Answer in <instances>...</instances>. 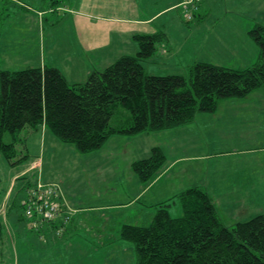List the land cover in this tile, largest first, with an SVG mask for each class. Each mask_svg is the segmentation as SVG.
Masks as SVG:
<instances>
[{"label": "rangeland", "instance_id": "1", "mask_svg": "<svg viewBox=\"0 0 264 264\" xmlns=\"http://www.w3.org/2000/svg\"><path fill=\"white\" fill-rule=\"evenodd\" d=\"M55 1L58 0H0V71L56 67L69 78L73 76V79L76 77L78 81H84L93 70L103 71L120 56L136 55L139 46L133 38L135 34H152L160 31H164L166 37L157 44L155 55L143 62L149 74L158 76L178 74L188 77L190 67L197 62L245 69L254 65L258 58V45L249 37L248 32L255 23H264V0H242L239 7L240 0H224L228 6L221 5V0H212L213 14L200 20L195 12L187 11L184 3V6L175 12L157 17L153 24L136 27L138 33L120 38L114 37V33H109L111 26L108 27L109 31H105V23L99 20L93 31V43H88L90 31L85 28V24H81L85 16L74 10L75 0H59L60 9L54 7ZM140 1L138 0L139 4ZM175 2L142 0V5L150 17ZM208 3L210 0L196 1V11L200 8L202 12L209 7ZM52 6L54 11H51ZM138 9L132 0H119L117 4L111 6V10L104 11L107 10L106 14L109 15L113 11L120 18H127L137 16L134 11L138 12ZM220 14L224 16L219 21L217 19ZM173 15L180 16V21H176V17L172 18ZM103 41L106 47L100 51H93L97 47L89 46L91 44L100 46ZM250 97L252 103L249 104L247 102ZM239 105L241 109L236 107V110L248 118L254 134L258 133L260 137L257 139L253 132L252 135L248 133L251 137H242L240 133H234L225 141H233L237 146H250L251 143H256L264 147V88L244 98ZM122 113L126 115V112L119 108L118 116L121 118ZM205 117L202 115L196 117L195 122L188 126L198 130L197 132L189 130L186 133L192 146H198V134H205L203 123ZM220 125L219 123L217 127L211 129L213 138L226 133ZM216 130L218 135L214 132ZM179 131L172 130L167 134L143 133L135 137L121 138L120 146L125 147H119V153L99 159L94 153L77 154L72 145L62 143L56 137V142L51 144L49 139L44 140L41 129L23 130L17 145V157L8 161L0 154V203L5 198L14 176L33 160L43 156L45 150L44 179L50 182L51 179L56 180L54 183L60 190L64 186L59 181H65L74 205L86 208L87 213L77 215L67 213L65 218L69 216V219L62 233L47 230L43 232L41 230L43 226L34 228L24 217L20 202L27 195L26 179L33 181L37 177H32V173H29L26 177L14 179L13 185L16 187L12 200L17 195L18 201L17 207L8 214V223L3 226L0 238V264H136L135 245L121 238L122 227L126 224L145 225L148 217L151 223L156 213H129L136 211L137 206L126 207L121 203L125 202L124 200L118 197L112 199L110 190L115 189L129 195L132 188L128 170L130 168L134 173L132 163L150 156L151 153L147 149L148 139L163 143V150L167 156L164 168L149 183L160 180L169 165L174 166L180 161L194 159L192 156H197L195 151H189L183 145L176 146ZM130 138H138L134 141L135 146L126 142V139L130 141ZM4 141L12 142L9 133L4 135ZM128 150L130 153H127ZM20 158L21 161L17 162ZM228 159L230 163L226 165L227 177L223 176L225 165H221L218 168L222 177H210L212 181H206L201 176L193 177L195 175L193 170L183 168L178 170L175 167L174 172H169L174 179L163 177L164 180L158 185L165 192L161 196L162 201L193 186L210 184V197L217 209L221 210L219 215L224 226L231 227L238 222H246L264 214V152L243 154L235 160ZM102 162L105 164L100 167ZM194 163L202 164L200 161L191 162ZM95 164L99 165L96 166L99 169L94 170L89 166ZM240 166L248 167V172L252 171L251 177L256 179L248 187H245V181L237 178L236 169ZM149 194L150 192L148 198ZM2 203L0 221L7 218ZM111 204L119 213H112L114 210L108 207ZM170 214L174 218L182 216L180 202L172 204ZM21 216L24 217L23 220L19 219Z\"/></svg>", "mask_w": 264, "mask_h": 264}, {"label": "trees", "instance_id": "2", "mask_svg": "<svg viewBox=\"0 0 264 264\" xmlns=\"http://www.w3.org/2000/svg\"><path fill=\"white\" fill-rule=\"evenodd\" d=\"M58 4L55 1L53 6L59 7ZM248 33L258 45L259 54L256 63L245 69L197 62L190 67L188 77L149 74L143 62L155 55L157 44L166 37L160 31L135 34L133 38L139 46L136 55H123L103 71H92L82 82L68 81L56 67L1 70L0 154L8 161L16 158L20 136L27 128L46 129L79 154H92L112 137L171 131L191 125L200 115L211 120L214 117L208 129L219 123L223 131L227 128L222 134L225 138L234 133L247 137L232 105L264 88V24L255 23ZM119 108L126 112L122 118L118 116ZM214 132L218 135V130ZM6 133L12 142L4 141ZM218 137L211 135L213 142ZM255 144H251L253 148ZM150 153L131 166L146 184L167 162L161 146H152ZM36 177L33 181L26 179V194L37 189L39 182L44 183L40 176ZM177 201L183 214L174 218L170 207ZM22 202L20 206L29 224L34 228L44 226V222L38 224L25 215L26 205ZM154 207L156 214L150 224H126L121 230V238L135 245L136 264H264V214L226 227L201 186L186 189ZM3 226L2 220L0 238ZM58 232L62 233V227Z\"/></svg>", "mask_w": 264, "mask_h": 264}, {"label": "crops", "instance_id": "3", "mask_svg": "<svg viewBox=\"0 0 264 264\" xmlns=\"http://www.w3.org/2000/svg\"><path fill=\"white\" fill-rule=\"evenodd\" d=\"M175 1L176 2L174 4L165 6L162 10L155 12V14H153L150 17L147 16L148 14L146 13L144 6L142 5V0L140 1V4L138 3V0H132V2H135V5L139 7L138 12L134 11L137 15L135 17L120 18L113 11H112L111 15L106 14L107 10L104 11V9L111 10V6L114 4H117L119 2V0H75L74 4H75L76 8L74 10L77 11L78 13H81L83 16H85V19L82 21L81 24H85L86 25L85 28L90 31V37H89L88 43H93L94 42L93 31L95 30L99 20H101L102 22L105 23V26H106L105 31L106 30L109 31L108 27L111 26L109 33H114L115 34L114 37L120 38L121 36H124V35L132 36V33H138V32H136V27H140V26L146 25L148 23L153 24L155 22V20L157 19V17L163 16V14H168L170 12H175V10H177L179 7L182 8V6H184L183 0H175ZM211 1L212 0H210V3H208L209 7L204 9L202 12H200L201 11L200 8H199V11H196L193 8V12L196 13V16H199V20L202 18H208L213 14L214 4H211ZM221 1H222L221 5L228 6V3L224 2V0H221ZM241 4H242V0H240L238 7ZM58 5H59V9H60L61 5L60 4H58ZM91 10H93V11H91ZM182 13H184L183 10H182ZM224 15H225V13H224ZM224 15L220 14V16L217 20L220 21L222 19V16H224ZM175 17H176V15L172 16V18H175ZM176 21H180V16L176 17ZM89 46L97 47V48H94L93 51H97V50L100 51L104 47H106V44H105V41H103L102 44H100V46L99 45H93V44H91ZM87 49L89 50V48H87ZM88 50H86L85 54H87ZM258 50H259V48H258ZM91 57H92V55H90V58ZM63 73L66 76L67 80L70 82H82V81H78L76 79V77H75V79L72 78L73 76H71V78H69L65 72H63ZM243 100L244 99L236 101L235 105H232V108H233V111H234L235 116H236L235 118L240 120L243 123V127L241 128V131L244 132V130H246L247 136L251 137L250 135H252V132L254 134V130L251 128V122L248 120V118L246 116H244V114L241 115L242 113H239L236 110V107H237V109L239 108V110L241 109V106L239 104H242ZM247 103H249V104L252 103L251 97ZM226 108H228L227 105H226ZM202 116H206L204 118L205 120L203 122L204 127H205V134H203V135L198 134L197 135L198 140H199L197 147H195L194 145L192 146L190 144L189 137L187 136L186 133L189 130L193 131V132H197L198 130H195L194 128L188 127V126L181 127L179 129H175L177 131L181 130L178 133V141H177L176 146L183 145L184 148H188L189 151H195L197 156H192V157H194V159H190L187 161H180L177 164H175L174 166H172V164L169 165V167L167 168V172L164 173L163 177L168 178L169 180L170 179L173 180L174 177H172V175L170 173L174 172L173 169L175 167H177L178 170H183V169H187L190 171L193 170V172L195 173V175L193 177L201 176L206 181H212L210 177H213V178L214 177H217V178L222 177V173L219 172V168H218L221 165H225V169H224L225 171L223 173V176L227 177V175H226L227 174V172H226L227 166L226 165L228 163H230V160L228 158H231V160H235V158L239 159V156H241L243 154L244 155L245 154L253 155V153H258L261 151L264 152V147L259 146V144L254 145V147H256V148H253V145L237 146L234 144L233 141H229V140L225 141L226 138L223 135H220L218 137V139L215 142H213L211 139V133H210L211 129H208L209 124H210V122L208 120H211V118L208 117L207 115H202ZM226 129L224 131H226ZM41 131L44 135V140L49 139L51 144L53 142L54 143L56 142L55 137L48 130L41 129ZM171 131H163L162 133L167 134V132L171 133ZM206 132H208V134H206ZM150 134H155V133H150ZM254 135H256L257 139L260 137L259 136L260 134H258V133L254 134ZM241 136L245 137L244 133L241 134ZM121 138H125V137L116 136V137H112V139H109L108 143L104 146L103 149L94 153V154H96L95 157H98L99 159H101V158L109 157L110 154L119 153L118 148L123 146V145L120 146ZM130 139H131L130 141H128V139H126V142H128L129 144H133L135 146L134 141L137 140L138 138L137 139L130 138ZM148 141H149V144H148L149 148H147V149H149V151H150V148L154 145L159 144L158 146H161L162 148L164 147L163 143H161V142H156V141H153L150 139H148ZM220 144H222L221 147H219ZM123 147H125V146H123ZM132 149L135 150V148H132ZM127 153H130V150H128ZM77 154H79V153H77ZM44 155H45V150L43 151V156H39V158H36L29 165H27L20 172H18L14 176L13 181H14V179H19L18 177H20V176L25 177L29 173H32L33 177H36V175H38V177H39L41 175L40 176L41 180L46 184H56V183H54V181H56L54 179H51V182L44 179V178H46V177H44V167H45ZM77 156H81V155H77ZM198 161L202 162V164H200V165H199V163L191 164V162H198ZM104 164H105L104 162L100 163V167L103 166ZM196 164H197V166H196ZM76 166H82V165L76 164ZM89 166H92V168H94V170L99 169L98 167H96L99 165H96V164L95 165H89ZM130 170L131 169L129 168L128 176L130 179V183H131L130 186H131L132 190L129 192V195H126V193H124L122 191H117L114 189V190H110V192L113 196L112 199H116L118 197L119 199L124 200L125 202H121V203L123 205H125L126 207H128L127 205H131V207L137 206L136 211L134 210V211H131L129 213H142V214L143 213H155L156 208L154 206L156 204L160 203V201L163 202L162 201L163 198H161V196H163L165 194L164 189L161 186H158L160 184V182H162L164 180L163 177L155 183H147L146 184V183H142L139 180L138 176L135 173H132V171H130ZM236 170L238 173V175H237L238 180L241 179V181H245V187L250 186L251 183L256 180V179H253L251 177L252 171L248 172L249 171L248 167L240 166ZM13 181L11 183L10 188L8 189V192L5 196V198L2 200L4 205H5V209H6L5 213H7V218L5 220H3L4 224L8 223V214L10 213L9 207L12 208L13 206L17 205V201H18L17 195H16V198L14 200H12L13 193H14V190L16 187V185H13V183H14ZM59 182H60V184H62L64 186L63 189H61L59 192V196H60L59 203H60L63 210H62V213L57 217V219L54 222L44 224V226L41 229V230H43V232L45 230H47V231H58L61 227L63 230L65 228L64 226L66 223L65 215L67 213H75L76 215L79 213H87L86 208H78L76 205H74V203L72 202V196L70 195V193L67 190L68 188L66 186V182L65 181L64 182L59 181ZM225 184L227 186H230L227 183H225ZM156 185L158 186V188L155 187ZM240 185H243V184L240 183ZM196 186L204 187L206 189V191L208 192L209 197H210V190H209L210 184H200V185H196ZM26 188H28V187H26ZM149 192H150V194H149V198H148ZM179 193H181V192L174 194L172 197L176 196ZM23 199H25V197ZM211 200L213 201L212 198H211ZM222 200H224V199L222 198ZM118 201H120V200H118ZM138 203L140 205H136ZM213 203H214V201H213ZM108 207H111L110 209H113L112 204H111V206H108ZM126 207H124V208L126 209ZM150 207H151V209H150ZM69 209H71V210H69ZM90 209L93 210L92 208H90ZM126 210H128V209H126ZM218 211H219V213H221V210L218 209ZM112 213H119V212L114 210ZM148 223H149V217L147 218L145 224H148ZM93 248H94V246H93ZM96 249H97V243H96Z\"/></svg>", "mask_w": 264, "mask_h": 264}, {"label": "built area", "instance_id": "4", "mask_svg": "<svg viewBox=\"0 0 264 264\" xmlns=\"http://www.w3.org/2000/svg\"><path fill=\"white\" fill-rule=\"evenodd\" d=\"M196 1L198 0H185L184 3L187 7V11L190 10L193 12V8L197 10ZM189 17L191 18V16ZM59 192L60 189L57 184H44L39 182L37 189L28 191V194L22 203L23 205H26V211H24L25 215L28 218L35 219L38 224L40 222H54L62 210L59 203ZM35 214L36 216H33ZM68 219L69 216L65 218L66 221Z\"/></svg>", "mask_w": 264, "mask_h": 264}, {"label": "clouds", "instance_id": "5", "mask_svg": "<svg viewBox=\"0 0 264 264\" xmlns=\"http://www.w3.org/2000/svg\"><path fill=\"white\" fill-rule=\"evenodd\" d=\"M25 198H26V196H25ZM25 199H23V201H24ZM23 203V202H22Z\"/></svg>", "mask_w": 264, "mask_h": 264}, {"label": "bare ground", "instance_id": "6", "mask_svg": "<svg viewBox=\"0 0 264 264\" xmlns=\"http://www.w3.org/2000/svg\"><path fill=\"white\" fill-rule=\"evenodd\" d=\"M60 214H61V213H59V215H60ZM59 215H58V216H59Z\"/></svg>", "mask_w": 264, "mask_h": 264}]
</instances>
